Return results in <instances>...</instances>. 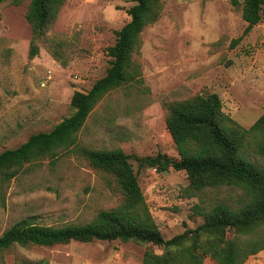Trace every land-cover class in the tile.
Instances as JSON below:
<instances>
[{
	"label": "rangeland",
	"instance_id": "1",
	"mask_svg": "<svg viewBox=\"0 0 264 264\" xmlns=\"http://www.w3.org/2000/svg\"><path fill=\"white\" fill-rule=\"evenodd\" d=\"M31 0L0 3V153L35 133L50 131L73 112L76 91H88L110 67L108 47L130 19L133 0H65L56 19L35 39L27 19ZM158 20L141 33L134 59L141 80L107 93L78 132L80 147L120 148L137 157L179 158L168 129L169 106L217 93L222 110L249 128L264 114V19L247 34L242 4L230 0H161ZM264 17V11H263ZM33 42L39 52L30 54ZM57 53V56L53 54ZM252 150V149H251ZM251 159L264 167V159ZM145 202L165 239L204 222L194 205L226 202L239 207L244 194L231 187L193 194L185 171L139 167ZM125 195L116 177L93 167L79 149L26 163L16 177H0V235L30 218L55 227L92 221L119 208ZM235 232L228 233V238ZM163 247L137 241H72L14 245L0 264H143ZM203 264H217L207 256ZM243 264H264V249Z\"/></svg>",
	"mask_w": 264,
	"mask_h": 264
},
{
	"label": "trees",
	"instance_id": "2",
	"mask_svg": "<svg viewBox=\"0 0 264 264\" xmlns=\"http://www.w3.org/2000/svg\"><path fill=\"white\" fill-rule=\"evenodd\" d=\"M133 1L134 5L128 9L131 19L116 32L115 43L107 49L111 57L107 73L88 91L73 94L72 114L52 130L32 134L20 146L0 153V177L10 181L28 162L55 156L59 150L79 149L93 167L116 177L125 202L119 208L102 210L92 221L61 227L23 219L0 235V251L14 245L51 246L119 239L165 249L162 254L147 251L143 264H203L207 256L217 264H243L250 255L264 249V167L251 159L252 154L264 159V114L245 128L222 110L221 98L215 92L170 105L167 125L179 158L162 153L137 157L120 148H87L78 143V132L98 102L110 91L141 80L134 54L141 47V33L159 18L161 0ZM64 2L31 0L27 19L35 39H40L54 22ZM230 3L235 7L242 4L244 34L263 21L264 0H230ZM38 52L39 47L33 42L30 54ZM53 54L57 56L55 51ZM132 158L139 162V167L185 171L188 189L193 194L208 188L231 187L243 192L244 202L239 207L226 202L209 207L196 204L194 210L204 217V222L165 239L145 202ZM231 231L235 235L228 238Z\"/></svg>",
	"mask_w": 264,
	"mask_h": 264
}]
</instances>
